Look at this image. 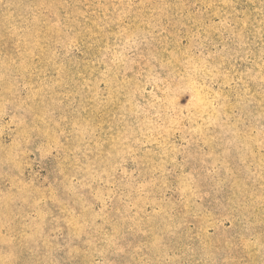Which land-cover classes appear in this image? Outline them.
Instances as JSON below:
<instances>
[{
	"label": "rangeland",
	"instance_id": "obj_1",
	"mask_svg": "<svg viewBox=\"0 0 264 264\" xmlns=\"http://www.w3.org/2000/svg\"><path fill=\"white\" fill-rule=\"evenodd\" d=\"M0 264H264V0H0Z\"/></svg>",
	"mask_w": 264,
	"mask_h": 264
}]
</instances>
